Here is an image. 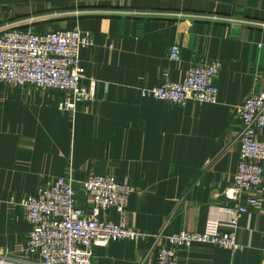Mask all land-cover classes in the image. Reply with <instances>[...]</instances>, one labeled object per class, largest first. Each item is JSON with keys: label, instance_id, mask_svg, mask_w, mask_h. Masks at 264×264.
<instances>
[{"label": "crops", "instance_id": "0c3cea01", "mask_svg": "<svg viewBox=\"0 0 264 264\" xmlns=\"http://www.w3.org/2000/svg\"><path fill=\"white\" fill-rule=\"evenodd\" d=\"M10 28L90 33L82 83L95 81L96 96L71 119L59 109L64 93L0 83V264H34L18 252L31 231L20 202L69 173L86 209L81 184L90 177L132 185L136 229L203 232L210 218L227 226L220 209L233 205L224 193L238 170V109L264 92V0H0V32ZM215 59L216 103L180 107L140 94ZM251 195L262 202L239 220L241 250L194 244L178 264H264V183ZM102 217L119 222L113 209ZM161 244L114 241L94 249L93 264H158Z\"/></svg>", "mask_w": 264, "mask_h": 264}, {"label": "built area", "instance_id": "2783aa9c", "mask_svg": "<svg viewBox=\"0 0 264 264\" xmlns=\"http://www.w3.org/2000/svg\"><path fill=\"white\" fill-rule=\"evenodd\" d=\"M94 45L93 36L83 31H54L36 34L30 30L5 29L0 32V83L10 87L33 86L39 91L64 93L59 109L75 119L82 104L94 101L96 82L82 83L85 69L80 53ZM181 48L173 46L169 59L179 61ZM219 59L193 65L184 79L143 88V98H153L185 107L188 102L216 103V79L222 70ZM241 129L240 156L232 186L224 193L233 203L220 211L228 216L227 226L210 218L203 232L149 233L129 224L127 206L135 188L114 176L94 175L81 184L90 204L78 206L72 173L41 186L20 202L31 231L25 247L18 252L34 264H93L94 249L119 240L152 239L161 242L158 264H178L179 252L194 244H208L232 252L243 247L236 229L241 217L262 200L251 193L264 183V92L249 97L238 109ZM113 209L119 222L106 220L103 213ZM224 226L229 230H224Z\"/></svg>", "mask_w": 264, "mask_h": 264}, {"label": "rangeland", "instance_id": "374dc122", "mask_svg": "<svg viewBox=\"0 0 264 264\" xmlns=\"http://www.w3.org/2000/svg\"><path fill=\"white\" fill-rule=\"evenodd\" d=\"M10 29H19V28H10Z\"/></svg>", "mask_w": 264, "mask_h": 264}, {"label": "water", "instance_id": "95a60500", "mask_svg": "<svg viewBox=\"0 0 264 264\" xmlns=\"http://www.w3.org/2000/svg\"><path fill=\"white\" fill-rule=\"evenodd\" d=\"M237 29H239V27H236Z\"/></svg>", "mask_w": 264, "mask_h": 264}]
</instances>
